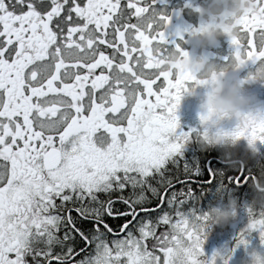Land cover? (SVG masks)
Returning a JSON list of instances; mask_svg holds the SVG:
<instances>
[{
  "label": "snow or ice",
  "instance_id": "1",
  "mask_svg": "<svg viewBox=\"0 0 264 264\" xmlns=\"http://www.w3.org/2000/svg\"><path fill=\"white\" fill-rule=\"evenodd\" d=\"M167 2L0 0V264H229L249 231L264 243L259 199L226 255L205 251L199 201L221 172L228 182L240 141L264 143V114L187 167L185 145L210 133L181 128L177 109L211 81L170 63L201 25L174 27ZM253 2L224 59L264 71V0ZM184 8L199 15L196 0Z\"/></svg>",
  "mask_w": 264,
  "mask_h": 264
},
{
  "label": "flooded vegetation",
  "instance_id": "2",
  "mask_svg": "<svg viewBox=\"0 0 264 264\" xmlns=\"http://www.w3.org/2000/svg\"><path fill=\"white\" fill-rule=\"evenodd\" d=\"M201 0H196V3ZM185 0H168L167 7L169 9L178 10L179 15L174 16L173 25L184 27L189 24L198 25L200 23L199 15L191 9L184 8ZM191 37L187 43L183 44L186 50H191ZM219 42L215 46H207L200 51L203 52L211 61L219 65H228L233 47L227 35H221ZM228 57L229 61L224 58ZM257 65L248 63L239 69L240 76L246 77L249 72L256 73ZM209 89L208 85H189L187 91L182 93L181 101L177 109L180 127L188 129H200L204 125L201 122L200 97ZM244 89L255 95L258 107H264V77L246 80ZM235 126L234 117H226L223 121V127L231 129ZM246 151L238 154L230 165L231 176L228 182L223 179V172L220 173V179L216 182V187L199 201L201 211H210L213 207H222L231 204L232 211L228 218L221 223H212L209 221L205 230L206 239L204 248L206 252L211 253L214 249L221 248L225 244H230L232 237L241 229H245L249 223L250 206L261 199L256 192L255 186L251 183H237L231 181L241 178L244 172L256 173L264 175V143L257 142L255 148H248L246 141H240ZM217 146L203 144L197 137L193 138L185 145L183 149L182 159L187 162V167L192 168L193 162L204 159L206 153L213 151ZM206 163H210V158ZM199 175H203L200 167L195 169ZM199 183V182H198ZM247 239L249 244L247 247L240 246L236 248L229 260V264H249L250 253L253 251L264 254V243L261 242L258 231L251 230L248 232Z\"/></svg>",
  "mask_w": 264,
  "mask_h": 264
},
{
  "label": "clouds",
  "instance_id": "3",
  "mask_svg": "<svg viewBox=\"0 0 264 264\" xmlns=\"http://www.w3.org/2000/svg\"><path fill=\"white\" fill-rule=\"evenodd\" d=\"M254 6L253 0H201L197 3L201 26L191 35V50H188L187 56L183 58L174 56L170 61L201 79L208 78L211 81L209 89L200 97L203 125L210 133L206 140L211 146L225 143L223 121L226 117L235 118L234 127L248 128L257 124L258 117L264 114V107L257 106L255 95L244 89L246 80L264 77V71L249 72L242 78L237 63L219 65L200 51L207 46L218 44L221 35L231 34L240 19ZM212 129L216 132H212ZM247 146L252 148L253 142L249 140ZM254 186L264 192V186L259 184ZM261 202H264V197H261ZM231 211V204L213 207L208 213L209 221L221 223L228 218ZM215 252L221 256L227 254L224 246L215 249ZM249 255V264H264V254L253 251Z\"/></svg>",
  "mask_w": 264,
  "mask_h": 264
}]
</instances>
